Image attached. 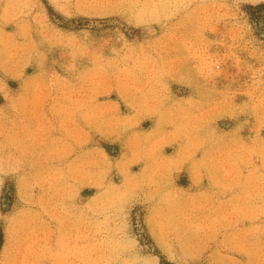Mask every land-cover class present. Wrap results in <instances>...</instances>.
Instances as JSON below:
<instances>
[{
  "label": "rangeland",
  "instance_id": "1",
  "mask_svg": "<svg viewBox=\"0 0 264 264\" xmlns=\"http://www.w3.org/2000/svg\"><path fill=\"white\" fill-rule=\"evenodd\" d=\"M0 264H264V0H0Z\"/></svg>",
  "mask_w": 264,
  "mask_h": 264
}]
</instances>
